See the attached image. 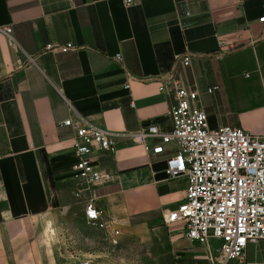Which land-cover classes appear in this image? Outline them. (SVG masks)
Masks as SVG:
<instances>
[{"label": "crops", "instance_id": "crops-1", "mask_svg": "<svg viewBox=\"0 0 264 264\" xmlns=\"http://www.w3.org/2000/svg\"><path fill=\"white\" fill-rule=\"evenodd\" d=\"M262 16L264 0H0V26L13 28L12 36L0 30V264L102 262L58 248L47 231L69 203L84 210L73 194L69 117L88 118L117 143L98 155L109 180L96 192L127 264H210L216 241H192L183 223L164 222L185 198L186 179H167V155L147 153L126 133L171 129L167 74L197 88L212 126L264 132ZM51 42L77 49L45 50ZM177 54H188L189 65ZM214 86L243 93L244 108L216 112V96H203L218 93L208 91ZM246 259L262 263L264 243L251 244Z\"/></svg>", "mask_w": 264, "mask_h": 264}, {"label": "built area", "instance_id": "built-area-1", "mask_svg": "<svg viewBox=\"0 0 264 264\" xmlns=\"http://www.w3.org/2000/svg\"><path fill=\"white\" fill-rule=\"evenodd\" d=\"M124 2L131 5L134 0ZM260 20L264 21V16ZM0 30L12 36V26H0ZM75 49L73 42H51L45 48L60 52ZM115 57L122 60L120 53ZM176 59L184 65L190 63L188 54H177ZM130 79L133 76L124 84L127 89ZM165 80L172 84L174 95L169 111L171 129L164 131L159 125L151 124L126 133L128 139L142 145L147 153L167 155V179H186L185 198L164 215V222L183 223L185 235L192 241L201 244L216 241L210 264L234 261L255 264L248 262L246 256L251 244L264 243V132L255 134L230 124L212 126L197 88L185 85L172 75H165ZM165 88L162 85L160 91ZM130 105L135 107L134 100ZM63 125L74 130L76 161L71 167V180L76 186L73 194L83 203L86 220L107 231L111 245L117 246L120 230L105 219L96 192L98 186L109 180L108 173L99 165L98 155L114 152L117 143L88 118L69 117ZM93 261L94 258L83 259L80 264ZM259 264H264V259Z\"/></svg>", "mask_w": 264, "mask_h": 264}, {"label": "rangeland", "instance_id": "rangeland-1", "mask_svg": "<svg viewBox=\"0 0 264 264\" xmlns=\"http://www.w3.org/2000/svg\"><path fill=\"white\" fill-rule=\"evenodd\" d=\"M217 88V86L212 87L214 90ZM203 96L208 101L216 96L214 105L216 112L240 111L244 108L243 93H237L236 90H221ZM215 111L212 117L218 121ZM47 231L56 237L58 248L93 253L95 256H100L101 264H127L129 255L123 250L124 244L121 242L117 246H112L110 241L106 240L104 231L86 220L83 207L78 201L69 203V208L59 210L58 219L52 224H47Z\"/></svg>", "mask_w": 264, "mask_h": 264}]
</instances>
